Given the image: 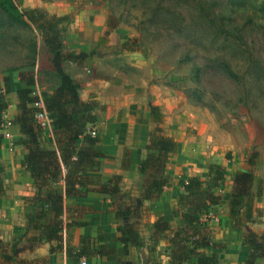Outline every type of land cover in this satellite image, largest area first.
<instances>
[{
  "label": "rangeland",
  "instance_id": "obj_1",
  "mask_svg": "<svg viewBox=\"0 0 264 264\" xmlns=\"http://www.w3.org/2000/svg\"><path fill=\"white\" fill-rule=\"evenodd\" d=\"M14 1L22 11L38 8L58 28H66L58 38L62 56L81 50L72 49L75 42L66 35L89 38L80 51L82 60L64 61L63 68L79 78L80 96L100 104L92 127L102 136L103 167H112L125 148L130 160L133 155L141 160L150 132L160 127L178 146L168 157V187L179 177L206 179L210 161L224 167L219 195L232 189L237 170L252 171L261 179L262 195L254 198V205L263 216L248 226L264 234V0ZM63 16L65 20L56 21ZM221 42H234L235 51L220 50ZM44 50L51 55L39 29L8 22L0 12V82L4 74L11 78L16 72L10 68L28 69L34 54L46 56ZM38 78L48 87L55 81L54 70ZM150 105L161 112L157 126L150 122ZM122 178L112 205L131 212L125 219L115 218L120 227L134 223L148 239L151 208L138 201L143 178L138 172ZM177 196L172 194L174 201ZM214 209L209 213L210 234L224 218L223 206ZM25 220L22 210L18 222ZM28 236L23 226L8 242L18 258L36 261L35 248L28 252L24 244ZM164 248L160 245L156 256Z\"/></svg>",
  "mask_w": 264,
  "mask_h": 264
},
{
  "label": "trees",
  "instance_id": "obj_2",
  "mask_svg": "<svg viewBox=\"0 0 264 264\" xmlns=\"http://www.w3.org/2000/svg\"><path fill=\"white\" fill-rule=\"evenodd\" d=\"M0 12L11 23L20 26H34L43 33V40L52 57L51 62L57 78L50 91H43L39 95L34 92L35 54L30 66L26 68H10L18 72V81L13 84L19 110L8 122L18 125L22 138L17 144L22 145L25 157L21 161L29 172L35 191L29 196H23V214L26 217L24 232H28L29 241H55V248L65 247L67 256L81 257L82 255L98 254L115 259L114 248H106L103 244L92 248L86 247L90 239L81 238V246L71 249L67 246V228L83 225L82 222H66L63 218L67 213L65 198L67 196H81L89 189L108 194L115 198L121 191L122 174L115 173L102 176L105 155L96 148L102 141L100 133L91 135L87 127L97 123L99 117L96 110L101 109L98 101L80 98V85L64 71L60 62L62 53L58 52L60 44L59 34L66 28H58L46 14L38 8L22 11L14 0H0ZM57 18L56 21L65 20ZM62 24V23H61ZM114 28V25L107 23ZM191 27V26H190ZM189 27V28H190ZM219 49L227 52L235 51L234 42H221ZM213 45V44H212ZM235 48V49H233ZM83 52L71 54L72 59L84 56ZM10 78L2 76L0 82V147L5 138L2 125L5 121L4 112L10 104ZM41 99L45 110L52 120L51 132L42 130L34 119L38 108L34 105ZM150 122L156 126L162 122L161 112L156 105L149 106ZM176 140L155 127L149 135L145 146V155L138 162V173L142 176L140 199L157 200L163 193L169 179L166 174L168 157L177 151ZM256 153L252 154L255 157ZM253 164V158L248 160ZM130 157L127 148L123 150L120 159V169H129ZM3 165L0 164V196L4 194ZM225 180L224 167L221 163L210 161L207 165L206 179L198 175L179 177L178 186L182 193L176 198L172 214L180 222L178 226H171L162 216L149 225L148 239L140 233L134 223L126 221L118 226L120 240L124 246V255L132 248L138 252L142 248L146 255L139 257L137 264H158L156 256L157 245L160 240L168 242L167 262L165 264H219L217 249L225 248L223 244L213 242L209 232L208 222L211 208L219 204L221 197L217 190ZM261 179L252 171L237 170L233 175L232 189L228 207L233 226L242 232L243 239L251 247V253L246 256L244 264H255L257 259L264 261V234L246 230L248 225L263 216L260 208L255 207L254 198L262 195ZM130 209L121 206L115 210L116 217L127 218ZM98 242L106 241L101 235ZM64 242L66 243L64 246ZM54 247L50 246V251ZM72 250L74 252H72ZM18 258L14 245L4 244L0 240V264H31ZM119 264H130L120 261Z\"/></svg>",
  "mask_w": 264,
  "mask_h": 264
},
{
  "label": "crops",
  "instance_id": "obj_3",
  "mask_svg": "<svg viewBox=\"0 0 264 264\" xmlns=\"http://www.w3.org/2000/svg\"><path fill=\"white\" fill-rule=\"evenodd\" d=\"M69 25L74 24L70 21ZM67 41H73L74 47L84 50V43L89 41L88 37H80L77 35H66ZM47 47V46H46ZM78 52H69L67 56H62L61 66L63 68V62L72 64L75 61L82 60L76 58L72 59L71 54H78ZM46 56H37L36 65H35V78L36 83L34 85V92L40 94L43 91H50L52 86L56 84L57 78L55 75V81H53L48 87H45L41 84V80L38 78L41 72H46L54 70L53 64L51 63V55L44 50ZM92 53V52H91ZM94 53V50H93ZM90 54V53H89ZM84 57V56H83ZM50 61V62H49ZM74 61V62H73ZM86 60H83L80 64H83ZM66 73H68L74 80H76L80 85V90L82 89V84L80 83L77 75H72L69 69L65 66L63 68ZM14 75V76H13ZM10 75L11 83V93L9 94L10 106L5 110V120L6 122L2 125V132H7L9 134L8 138H5L2 146L0 147V164L3 165V176L4 190L5 193L0 196V240L4 244L11 245V241L15 236L18 235L19 230H22L24 226L23 222H18V216L23 210V196H29L35 191L33 186V180L27 171V169L22 166L21 161L25 157V150L22 145L17 144L16 142L22 138L20 129L18 125L8 123L19 110L16 108L18 102L15 89L13 84L18 81V72ZM83 100L84 97L80 96ZM95 99V98H94ZM102 137V136H101ZM96 148L104 153L102 141L96 145ZM172 154L169 155L171 157ZM138 155H133L130 160L129 169L121 170L120 160L114 162L112 167H103L99 172L102 176H110L115 173H121L122 176L126 175H135L138 172ZM168 167V166H167ZM107 168V169H105ZM123 179V178H122ZM169 179V178H168ZM233 179V178H232ZM125 180V178L123 179ZM169 183V182H168ZM167 185L163 189V193L157 200H145L139 199L144 205L150 206L151 211V223L156 220L159 216H162L166 221L170 223L171 226H178L180 224L179 220L175 218L172 214V205L175 202L172 198V194L179 195L182 193V189L178 184L173 183L171 187ZM231 183V182H230ZM231 192V187L229 191H225L221 196V201L219 204L215 205L216 208L223 206V211L221 215L224 217L222 223L216 225V233L211 234L213 242L223 244L225 248L217 249L216 251L219 254L220 263L219 264H244L246 256L251 253V247L247 245L243 239V235L239 233V229L233 226V222L229 216V207L227 201L229 200V195ZM176 197V196H175ZM111 196L104 193H99L94 190V187H89L84 195L81 196H67L65 198V205L67 213L64 214L63 218L66 222H82L83 225H77L67 228L68 241H66L67 246L71 249H77L81 246V238L90 239V243L86 246L92 248L93 244L95 245L103 244L106 248H114L116 251L115 259L107 258L105 256H99L98 254L91 255H82L81 257L76 256H67L65 247L61 249L55 248V241L48 243L41 241L34 243L31 241H25L28 252L31 249L35 248L37 255L35 258L36 261L28 260L23 256L27 262H32L31 264H79L80 259H86L87 264H119V260L126 261L130 264H137L139 257L146 255L147 250L142 248L138 252L134 249L129 250V254L126 256L127 259H124V246L120 240V232L117 230L119 222L115 218V209L112 205ZM222 202L224 203L222 205ZM214 209V211L216 210ZM101 235L103 238H106V241L98 242L97 236ZM64 242V246L66 244ZM53 246L54 249L50 251V246ZM160 245H164L167 249L163 254L161 252L157 255L158 264H165L167 262L168 254V242L166 240H160L157 245V249ZM72 252H74L72 250ZM20 254V253H19ZM255 264H264V261L257 259Z\"/></svg>",
  "mask_w": 264,
  "mask_h": 264
},
{
  "label": "built area",
  "instance_id": "obj_4",
  "mask_svg": "<svg viewBox=\"0 0 264 264\" xmlns=\"http://www.w3.org/2000/svg\"><path fill=\"white\" fill-rule=\"evenodd\" d=\"M37 95H39V94H37ZM10 105L11 104H9L8 106H10ZM34 105L38 108V110L34 114V119H35L36 123L39 125V127L42 130L50 133L51 129H52V120H51V117L49 116V113L45 110L41 99H39L37 102H35ZM5 112H4V118H5ZM5 122H6V120L4 121V123ZM87 130L91 135H95V133L97 132L94 130V128L92 126H88ZM2 134H3L4 138H8V136H9V134L7 132H2ZM79 264H87L86 259L81 258Z\"/></svg>",
  "mask_w": 264,
  "mask_h": 264
},
{
  "label": "water",
  "instance_id": "obj_5",
  "mask_svg": "<svg viewBox=\"0 0 264 264\" xmlns=\"http://www.w3.org/2000/svg\"><path fill=\"white\" fill-rule=\"evenodd\" d=\"M246 230H250V228L249 227H246Z\"/></svg>",
  "mask_w": 264,
  "mask_h": 264
}]
</instances>
